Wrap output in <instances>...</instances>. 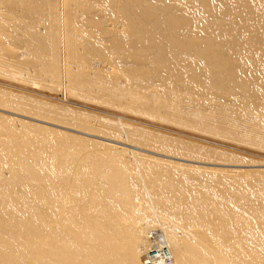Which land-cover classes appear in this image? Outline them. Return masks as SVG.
Listing matches in <instances>:
<instances>
[{
  "label": "bare ground",
  "instance_id": "6f19581e",
  "mask_svg": "<svg viewBox=\"0 0 264 264\" xmlns=\"http://www.w3.org/2000/svg\"><path fill=\"white\" fill-rule=\"evenodd\" d=\"M1 76L261 151L264 0H0ZM236 156L0 87V264H264Z\"/></svg>",
  "mask_w": 264,
  "mask_h": 264
},
{
  "label": "rangeland",
  "instance_id": "374dc122",
  "mask_svg": "<svg viewBox=\"0 0 264 264\" xmlns=\"http://www.w3.org/2000/svg\"><path fill=\"white\" fill-rule=\"evenodd\" d=\"M8 79L9 78H6V79L4 77L2 78L1 76L0 77V87L11 90L13 92H19L21 94H25L28 96H32V97L34 96L36 98L48 100L49 102L54 103V104L64 105L67 107L70 106L71 108L74 107L76 110L78 109L79 111H82L83 113L85 112L91 115L98 114L105 118L118 120L122 123H130V124H134V125L141 126L144 128H150L152 130L162 132L170 136L180 137V138L190 140V141H193L199 144H203L209 147L217 148L225 152L231 153L234 156L237 155L239 156L238 158L248 159L251 162L249 164H256V165L264 164V150L258 151L253 148L251 149L250 147H247V146L237 145L235 143L209 137L208 135H204V134L202 135L200 133L198 134L196 132H191V131L189 132V130L186 131L185 129H181V128L178 129V127H173L170 124L164 125L161 123H157L153 120H147V118L145 119V117L143 116L130 113V112H126V111H118V109L114 110L112 108L102 106L92 101H87V100L83 101L81 99H76L75 97L72 98V96L69 95L67 87L64 82H61L59 84L61 86L58 85L57 89H52L51 86H49L50 88L48 86L41 87L35 84L24 83V82H20L17 80L12 81L11 79L9 80ZM20 117L21 116H18L17 118H20ZM45 125H50V124H45ZM54 127H57V126H54ZM58 128L61 129L62 127H58ZM256 165L255 166L252 165L251 168L261 169L260 167H256ZM156 233H157V228L155 229V226L148 227V229L146 230V236H145V239L147 237L148 242H149V244L147 243V245H152V242L156 241L155 240ZM158 242H160V240H157V243ZM141 251L143 252L144 250L141 249Z\"/></svg>",
  "mask_w": 264,
  "mask_h": 264
}]
</instances>
